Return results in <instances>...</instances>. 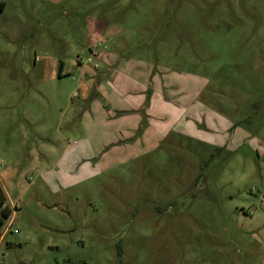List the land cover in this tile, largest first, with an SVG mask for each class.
Instances as JSON below:
<instances>
[{
	"label": "rangeland",
	"instance_id": "obj_1",
	"mask_svg": "<svg viewBox=\"0 0 264 264\" xmlns=\"http://www.w3.org/2000/svg\"><path fill=\"white\" fill-rule=\"evenodd\" d=\"M1 1L0 173L13 175L0 264H264V164L171 136L157 149L106 146L105 103L94 130L70 127L97 52L113 51L109 23L125 56L165 80H204L198 102L263 145L264 0ZM79 139L93 172L40 176Z\"/></svg>",
	"mask_w": 264,
	"mask_h": 264
},
{
	"label": "crops",
	"instance_id": "obj_2",
	"mask_svg": "<svg viewBox=\"0 0 264 264\" xmlns=\"http://www.w3.org/2000/svg\"><path fill=\"white\" fill-rule=\"evenodd\" d=\"M104 31L108 41L114 43L113 51L102 52V66L86 74L82 90L85 102L76 108L70 127H78L82 123L85 128L105 103L108 106L107 111L102 108L106 113L104 122L112 127L99 126L95 133L104 136L101 142L106 146L111 145L122 151L157 149L160 143L171 136L174 138L172 143L188 141L207 146L212 151V158L222 157L228 164L233 160L238 163L244 159L264 164V144L257 146L254 139L249 141L246 139L247 132L240 130V127L232 128L223 117L209 113L198 102V93L206 83L204 80L197 87L196 79L191 75L181 74L179 78L171 76L167 80L157 73L152 75V70L141 59L132 60L124 55L126 44L115 43V29L109 23ZM77 64L82 65L81 62ZM62 72L60 74L59 70L56 75L62 77ZM94 127L92 122L93 130ZM241 127L246 125L242 123ZM89 143L87 139L67 143L61 160L55 163V169L47 173L40 172V176L50 182L59 178L60 182L66 184L71 182L69 174L80 176L78 172L84 168L93 172L91 166L97 165H91L89 161H97V158L91 153ZM30 165L39 170L38 162H31ZM12 175V172H1V186L3 181L11 180ZM260 178L264 186V176Z\"/></svg>",
	"mask_w": 264,
	"mask_h": 264
},
{
	"label": "trees",
	"instance_id": "obj_3",
	"mask_svg": "<svg viewBox=\"0 0 264 264\" xmlns=\"http://www.w3.org/2000/svg\"><path fill=\"white\" fill-rule=\"evenodd\" d=\"M4 9H5V4L0 0V12L4 11ZM62 69H63V64L61 63L60 74L62 72ZM11 215H12V211L7 204V197L0 183V238L3 235V232L5 230V225L9 220V218L11 217Z\"/></svg>",
	"mask_w": 264,
	"mask_h": 264
},
{
	"label": "built area",
	"instance_id": "obj_4",
	"mask_svg": "<svg viewBox=\"0 0 264 264\" xmlns=\"http://www.w3.org/2000/svg\"><path fill=\"white\" fill-rule=\"evenodd\" d=\"M95 54H96V53H95ZM97 54H98V56L100 57V56L102 55V52H101V53L97 52ZM263 201H264V197H263Z\"/></svg>",
	"mask_w": 264,
	"mask_h": 264
}]
</instances>
